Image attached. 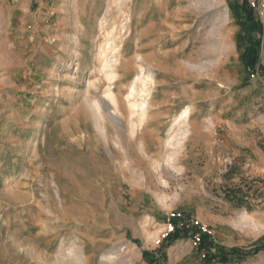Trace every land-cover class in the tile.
<instances>
[{
  "label": "rangeland",
  "instance_id": "obj_1",
  "mask_svg": "<svg viewBox=\"0 0 264 264\" xmlns=\"http://www.w3.org/2000/svg\"><path fill=\"white\" fill-rule=\"evenodd\" d=\"M234 4L32 0L35 21L2 28L0 264H204L191 239L161 248L178 213L231 255L211 264H264L231 254L264 245V75L241 63ZM110 94L103 134L91 104Z\"/></svg>",
  "mask_w": 264,
  "mask_h": 264
},
{
  "label": "trees",
  "instance_id": "obj_2",
  "mask_svg": "<svg viewBox=\"0 0 264 264\" xmlns=\"http://www.w3.org/2000/svg\"><path fill=\"white\" fill-rule=\"evenodd\" d=\"M233 13L237 18L241 33L238 36L237 47L242 51L240 56L241 63L246 70L249 77L262 73L264 75V67L261 65V51H262V37L264 26L257 15L255 9H253L248 0H235V4L232 6ZM230 199L241 203L240 195L238 193H230ZM189 218V217H186ZM168 222V220L166 221ZM171 223L174 226V232L169 234L162 243L161 248H168L173 246L178 241L192 240L195 238L196 229L189 226V224H182L180 226V220H172ZM214 244L210 236H201V245L199 247L200 253L204 254V264H211L216 259L223 263H228L231 260V255L221 253L220 256L213 255L212 250ZM264 251V245H260L254 252H240L238 250H232V257L237 262L244 261L248 256L257 255ZM145 258L149 264H160L161 257L166 259V255L161 253L158 257L154 253L145 252Z\"/></svg>",
  "mask_w": 264,
  "mask_h": 264
},
{
  "label": "crops",
  "instance_id": "obj_3",
  "mask_svg": "<svg viewBox=\"0 0 264 264\" xmlns=\"http://www.w3.org/2000/svg\"><path fill=\"white\" fill-rule=\"evenodd\" d=\"M12 2L16 4L14 5ZM44 5L43 2L39 4L40 8H43ZM62 6H64V3ZM31 7L32 0H0V32L6 25H12L14 19L22 25L35 21L37 14L32 15ZM159 217L162 216L158 215V218ZM158 226L159 229L157 233H161L163 229L167 227V225L161 223Z\"/></svg>",
  "mask_w": 264,
  "mask_h": 264
},
{
  "label": "bare ground",
  "instance_id": "obj_4",
  "mask_svg": "<svg viewBox=\"0 0 264 264\" xmlns=\"http://www.w3.org/2000/svg\"><path fill=\"white\" fill-rule=\"evenodd\" d=\"M90 85L91 84H88V87H90ZM134 92L135 91H133V90L131 91V93H130L131 97L135 96ZM109 99L111 100L112 105H114L113 109L109 105H106L105 103H103V107L101 105H99L98 103L91 104V109L93 111V116H94L97 128L103 134L105 133L104 131H105L106 120L109 119L114 123L120 121V119L118 117H116L110 113L111 110H114L115 113H117V111H118V104L116 103V99H115V97H113L112 94H110ZM142 103H143L142 104V116L144 118L146 103H144V102H142ZM180 119L183 123H186L188 120V114L187 113L183 114ZM67 256H77V258L81 257L76 250L71 251V254H68Z\"/></svg>",
  "mask_w": 264,
  "mask_h": 264
},
{
  "label": "built area",
  "instance_id": "obj_5",
  "mask_svg": "<svg viewBox=\"0 0 264 264\" xmlns=\"http://www.w3.org/2000/svg\"><path fill=\"white\" fill-rule=\"evenodd\" d=\"M248 2L250 4V6L253 9H255V7H256L255 3L251 2L250 0H248ZM172 220H180L181 221L180 226H182V224H189L190 227L196 229L197 232H196L195 238L192 239V243H193L194 247H196V248L200 247V245H201V236L202 235H208V236L210 235L209 230L203 224H201L198 220L193 219V218H190V219L186 218L181 213L172 214L168 218L167 226H168V231L170 232L169 234L174 232V226L171 223Z\"/></svg>",
  "mask_w": 264,
  "mask_h": 264
}]
</instances>
